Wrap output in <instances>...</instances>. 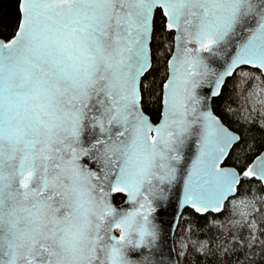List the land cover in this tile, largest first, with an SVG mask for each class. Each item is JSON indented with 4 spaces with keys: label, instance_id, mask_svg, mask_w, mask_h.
<instances>
[{
    "label": "snow or ice",
    "instance_id": "obj_1",
    "mask_svg": "<svg viewBox=\"0 0 264 264\" xmlns=\"http://www.w3.org/2000/svg\"><path fill=\"white\" fill-rule=\"evenodd\" d=\"M0 264H264V0H0Z\"/></svg>",
    "mask_w": 264,
    "mask_h": 264
},
{
    "label": "trees",
    "instance_id": "obj_2",
    "mask_svg": "<svg viewBox=\"0 0 264 264\" xmlns=\"http://www.w3.org/2000/svg\"><path fill=\"white\" fill-rule=\"evenodd\" d=\"M10 7H11V5H10L9 3H7V2L4 4V8H5L6 10H7V9H10ZM116 200H117V201H120L121 198H120V197H117ZM176 231H177V234H178V233H179V229H177Z\"/></svg>",
    "mask_w": 264,
    "mask_h": 264
},
{
    "label": "water",
    "instance_id": "obj_3",
    "mask_svg": "<svg viewBox=\"0 0 264 264\" xmlns=\"http://www.w3.org/2000/svg\"><path fill=\"white\" fill-rule=\"evenodd\" d=\"M120 198H121V197H120ZM115 202H116V203H119L120 201H117V200H116Z\"/></svg>",
    "mask_w": 264,
    "mask_h": 264
}]
</instances>
